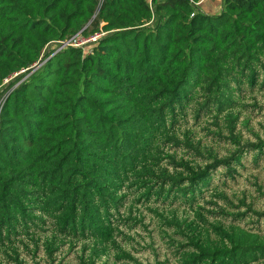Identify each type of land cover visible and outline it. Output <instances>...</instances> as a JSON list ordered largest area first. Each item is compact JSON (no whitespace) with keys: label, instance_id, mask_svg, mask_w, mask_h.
<instances>
[{"label":"trees","instance_id":"16d2710c","mask_svg":"<svg viewBox=\"0 0 264 264\" xmlns=\"http://www.w3.org/2000/svg\"><path fill=\"white\" fill-rule=\"evenodd\" d=\"M0 87V264H264V0H0Z\"/></svg>","mask_w":264,"mask_h":264},{"label":"built area","instance_id":"2783aa9c","mask_svg":"<svg viewBox=\"0 0 264 264\" xmlns=\"http://www.w3.org/2000/svg\"><path fill=\"white\" fill-rule=\"evenodd\" d=\"M101 34L102 33H96V34L90 35L89 37H83L79 32V33L75 34L73 37H71L69 40L59 42V43H61V45L57 48V50H59L62 46H65V45H72V46H76V47L85 46L89 42L95 41L98 37L101 36ZM22 71H24V70H22ZM16 74L17 73H15L14 75H16ZM11 78H12V76H11ZM6 81H8V79L5 80V82ZM4 100H5L4 96L0 98V111H1V108L3 106Z\"/></svg>","mask_w":264,"mask_h":264},{"label":"crops","instance_id":"0c3cea01","mask_svg":"<svg viewBox=\"0 0 264 264\" xmlns=\"http://www.w3.org/2000/svg\"><path fill=\"white\" fill-rule=\"evenodd\" d=\"M208 11H216L220 8V0H202Z\"/></svg>","mask_w":264,"mask_h":264},{"label":"rangeland","instance_id":"374dc122","mask_svg":"<svg viewBox=\"0 0 264 264\" xmlns=\"http://www.w3.org/2000/svg\"><path fill=\"white\" fill-rule=\"evenodd\" d=\"M204 7H206V6H204ZM53 48H58L57 44H53L50 46V49H53ZM0 89H2V88L0 87Z\"/></svg>","mask_w":264,"mask_h":264}]
</instances>
